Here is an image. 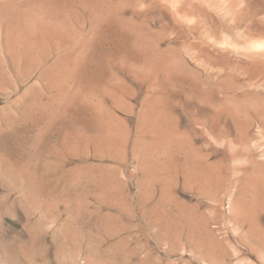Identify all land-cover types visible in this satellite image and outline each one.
Instances as JSON below:
<instances>
[{"label": "rangeland", "instance_id": "obj_1", "mask_svg": "<svg viewBox=\"0 0 264 264\" xmlns=\"http://www.w3.org/2000/svg\"><path fill=\"white\" fill-rule=\"evenodd\" d=\"M130 1L109 0V5L105 2L102 11L106 12L103 14L100 11L97 22L103 24L109 18L117 17L120 20L131 16L134 11L140 13L151 0ZM127 7H130L129 10ZM38 8H35L36 13L42 11ZM61 14L60 26L66 25L65 18L68 15L71 20L74 19V23L71 21L75 25L74 32L71 33L73 36L61 44L57 43L58 48L55 41H50L47 50L44 47L37 51L33 49L36 53H32L26 60L21 55L16 33L8 35L14 41V50L10 51L11 48L8 50L4 42V32L0 29V264H210L212 260L206 255V248L212 247L209 243L220 245V264H233L236 254L233 248L238 250L240 247L243 250V246L232 235L227 236V241L215 242H206L199 235L194 239L187 236L190 228L188 213L200 212L206 207V203L198 199L193 188L182 183V177L177 175L178 178L173 180L169 177L171 174L168 175L167 166L175 158L180 161L183 158L181 150L173 152L166 148V142L173 135L169 136V140L168 136L163 135L167 138L166 141L163 137L165 144L162 143L156 149L152 146L147 152L145 145L159 143L160 137L157 140V135L149 133L142 138V142L135 144L133 141L137 131L138 111L142 105L150 108L153 101L158 100V107L154 112L161 114L162 121L167 125L169 119L164 105L168 104L167 99L173 98L176 101L175 117L178 118L175 132L179 143L182 142L183 132L188 128L186 98L196 99L200 93L192 95L190 88L181 82L169 84L164 80L130 78L126 69L129 66L120 63L128 62L125 63L123 58L120 61L119 53L116 55L117 52L111 48L113 44L107 43L108 41H101L102 48L108 49L110 54L104 61L105 72H100L102 75L99 74V82L92 78L81 63H77L75 69L72 66L62 72L66 74L64 76L60 71L57 72L60 73L58 75L49 73L51 69L47 70L51 62L63 59L67 50L80 44L81 37L89 32L81 29L80 16L77 14L67 10ZM82 17L84 18L83 14ZM155 20L158 19L148 22L153 28L157 24ZM149 34L156 35V31L150 30ZM128 35L133 38L130 39L132 42L135 33ZM163 36L165 38L162 37L161 47L169 42V34L165 33ZM32 56L34 59H31ZM30 61L31 64L27 65ZM109 61L114 63L109 65ZM117 73L123 80L116 77ZM49 74L53 76L50 77ZM113 89L117 91L116 97L112 95ZM200 91L202 94V89ZM101 112L108 118L109 126L116 124L127 130H122L125 139L122 136L121 140L124 141H116L110 149L105 145H96L94 137L89 138L92 137L91 134L95 135L96 127L88 119H96ZM107 127H102L103 133H107ZM251 133L253 142L264 143V137L257 132L256 127L252 128ZM151 135L153 139L150 138ZM199 140V136H196V141ZM120 142H124V145ZM142 153L148 163L145 168L141 165ZM151 163L158 172L150 170ZM156 174L157 178L160 177L158 181ZM140 188L142 191L138 190ZM169 226H173L174 230ZM229 238L233 240L232 243ZM246 254L253 264H260L255 254L247 251Z\"/></svg>", "mask_w": 264, "mask_h": 264}, {"label": "bare ground", "instance_id": "obj_2", "mask_svg": "<svg viewBox=\"0 0 264 264\" xmlns=\"http://www.w3.org/2000/svg\"><path fill=\"white\" fill-rule=\"evenodd\" d=\"M107 1L109 0H1L0 29L4 32L5 45L8 50L10 48V51L14 50V41L8 35L15 32L21 55L25 60L32 53L34 54L35 50L33 51V49L36 51L43 47L44 50L49 49L50 41L52 43L55 41L58 48V44L65 42L75 28L74 19L71 20L69 15L65 18L66 25L60 26V17L63 16L61 12L67 10L77 14L78 17L80 16L79 26L89 32L84 34L82 39L80 38V44H75L74 47L67 50L68 53L64 55L63 59L55 60L50 65L48 64L49 66L47 65L50 67L47 68V71L51 69L49 73L57 74L59 71L62 73L71 69L72 66L75 69L76 64L81 63L92 78L99 82L101 79L99 74L102 75L105 72L104 61L110 54L108 49L102 48L101 41L104 43L108 41L107 43L113 44L111 48L117 52L116 55L119 53L120 61L123 58L125 63L128 62L124 64L119 61L122 65L129 66L121 67L127 69L130 78L164 80L169 84L170 82H181L190 88L192 95L200 93L196 99L186 98L188 128L183 132L182 142L179 143L177 139L175 124L178 118L175 117L176 101L173 98L167 99L168 104L164 105L169 119L167 125L162 121V115L154 112L158 107V100L153 101V106L150 108L145 105L140 106L136 122L137 131L134 133L133 141L138 144V141H141L149 133L157 135L158 138H155L157 140L160 137L159 143L146 144L144 147L146 151L151 150L152 146L155 149L161 147L165 142L164 138L166 137L164 136H168L169 140V136L173 135L169 141L166 138V148L173 152L176 150L183 152L182 161L175 158L170 166L167 164V170H169L167 173L171 174L169 177L173 180L178 178L177 175L182 177V183L193 188L198 199L206 203V207L200 212L188 213L187 222L190 224V228H188L187 236L189 238L194 239L196 235H199L200 239H205L206 242H215L227 241V236L232 235L243 246L242 250L233 243L239 247L238 250L234 247L235 245H233L234 248L231 247V249L237 250L234 251L236 254H234L233 264H253L247 259L249 257H246V251L255 254L258 262L264 264V143L253 142L254 137L251 133L252 128L256 127L257 132L264 137V0H151L145 7L141 5L144 9L141 8L140 13L134 11L131 16L126 18L120 20L117 19L118 17L109 18L105 23L100 24L97 22L98 14ZM115 2L113 3L115 4ZM106 4L109 5L108 2ZM115 5L113 6L115 7ZM36 7L42 11L36 13ZM123 11L125 12V9ZM154 18L158 20H155L157 24L153 28L148 22L153 21ZM150 30L156 31V35L153 34L154 37L152 34L150 36ZM94 31L97 32L94 33ZM131 32L135 33L132 42L130 39L133 38L128 35ZM165 33L169 34V37L167 36L169 42L165 47H161L160 42H162ZM32 57L31 59H34V56ZM36 59L39 60V58ZM31 62L27 65H30ZM113 63L110 62L109 65ZM107 73L109 72L107 71ZM116 77L123 80L119 73ZM102 78L104 77L102 76ZM107 85L109 84L107 83ZM120 88L119 84V91ZM91 91L93 92V90ZM111 91L113 97H116L117 91L114 89ZM87 104H89L88 101ZM88 120L92 122L93 127H96L95 135L91 134L92 137H89L90 139L94 137L96 145H105L110 149L116 141H124L121 140L122 136L125 139L122 135L124 126H122L123 129L116 124L109 126L108 118L102 112L96 119L89 118ZM103 126H108L107 133L102 132ZM178 131L181 132L180 129ZM196 136L200 138L198 142ZM69 142L72 143L71 140ZM122 143L124 145V142ZM123 145L121 146L124 147ZM102 152L100 151V153ZM144 155H142V161L140 160L142 163H140L145 168L148 167V163ZM149 168L156 171V167L152 163L149 164ZM141 183L143 184V182ZM149 185L151 184L149 183ZM169 188L171 189V186ZM141 189L138 190L142 191ZM144 190L146 191V189ZM187 208L189 207L187 206ZM164 214L167 215V213ZM174 219L172 218V220ZM172 225L174 226L173 222ZM173 226L171 228L169 226V228L174 230ZM177 233L179 234V232ZM229 239L231 241V238ZM209 245L212 247L206 248L208 251L205 252L212 260L210 264H220L219 254L221 256V253L218 250L220 245H216L217 247L214 246L215 244L209 243ZM230 250L229 253L232 251Z\"/></svg>", "mask_w": 264, "mask_h": 264}]
</instances>
